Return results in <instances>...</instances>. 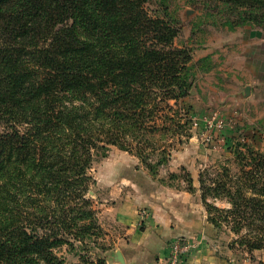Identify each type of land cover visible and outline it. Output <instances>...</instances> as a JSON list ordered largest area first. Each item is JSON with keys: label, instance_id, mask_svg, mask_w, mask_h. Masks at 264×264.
Here are the masks:
<instances>
[{"label": "trees", "instance_id": "1", "mask_svg": "<svg viewBox=\"0 0 264 264\" xmlns=\"http://www.w3.org/2000/svg\"><path fill=\"white\" fill-rule=\"evenodd\" d=\"M150 3L0 0V264H109L90 195L94 163L117 147L157 176L193 136V114L180 104L206 59L176 44L182 22L165 1L155 13ZM192 4L229 29L264 28V0ZM231 153L200 172L198 190L208 222L256 259L264 250V152L243 137Z\"/></svg>", "mask_w": 264, "mask_h": 264}, {"label": "rangeland", "instance_id": "2", "mask_svg": "<svg viewBox=\"0 0 264 264\" xmlns=\"http://www.w3.org/2000/svg\"><path fill=\"white\" fill-rule=\"evenodd\" d=\"M154 1L150 3L152 13L160 7L159 1H165L169 10L180 17L182 29L176 44L188 46L195 60L206 59L190 95L180 104L193 114V136L173 149L157 176L151 175L135 155L117 147L94 163V189L90 195L95 207L102 211L103 237L108 247L100 252L109 264H162L170 256L173 243L185 239L196 242L194 251L204 243L218 261L258 264L259 260L264 261V250L256 251V259H252L243 253V248L231 247L235 235L225 227L218 231L208 222L198 188L200 172L215 171L221 163L233 160L231 147L243 137L264 152V96L246 94L244 72L238 61L245 40L249 58L264 67V28L261 32L250 27L229 29L215 23L208 11L201 4L193 5L192 0ZM220 119L225 121L222 131L209 128L208 121L216 123ZM183 168L191 173L196 191H191L183 180ZM173 172L179 173L178 179L171 177ZM216 203L228 206L225 200ZM158 219H165L166 226L160 228ZM170 221L175 224L174 229ZM145 231L151 233V238L156 237L151 239L153 250L137 247L135 236ZM119 251L123 252L125 262L119 258ZM60 254L68 262L77 260L65 249Z\"/></svg>", "mask_w": 264, "mask_h": 264}, {"label": "crops", "instance_id": "3", "mask_svg": "<svg viewBox=\"0 0 264 264\" xmlns=\"http://www.w3.org/2000/svg\"><path fill=\"white\" fill-rule=\"evenodd\" d=\"M257 31V30H256ZM261 29H258L257 32H261ZM247 41V40H246ZM247 42L245 43V40L243 42V44L241 43V50L239 52V67L240 70L242 72H244L242 75L245 78L246 84L244 86H251V94L254 96H258V97H263L264 96V67L259 66V65H255L252 60L249 58L250 56V49H248L247 47ZM246 47L245 50H243V48ZM263 47V46H262ZM245 74V75H244ZM256 89V91H255ZM252 96V97H253ZM207 213V211H206ZM101 215H102V211L99 209V218H100V222L102 224L101 221ZM169 218H171V216H168ZM207 218H208V213H207ZM158 222L160 223V228L163 226H166L165 224L167 223V221L164 219V221H162L161 219H158ZM171 229H174L175 224L173 222H169ZM103 225V224H102ZM104 227V225H103ZM105 228V227H104ZM209 228V227H208ZM172 232V231H171ZM211 235V233H209ZM212 236V235H211ZM151 233L148 232H140V234L135 236V241L137 242L138 246L133 244V246H137L138 248L142 247V248H149V250H153V243L152 240H156L155 238H151ZM205 244L202 243V246H200V248L196 251H194L192 253L191 256L187 257L186 260L184 259L182 261L181 264H227V262H225L224 260H220L218 261L217 258L212 255L209 250L204 246ZM119 253L122 254L124 260V254L123 252ZM120 258V257H119ZM125 262V261H124Z\"/></svg>", "mask_w": 264, "mask_h": 264}, {"label": "built area", "instance_id": "4", "mask_svg": "<svg viewBox=\"0 0 264 264\" xmlns=\"http://www.w3.org/2000/svg\"><path fill=\"white\" fill-rule=\"evenodd\" d=\"M208 126L209 128H214L218 131H222L225 126V121L224 119H220L216 123H214L213 120H210L208 121ZM219 141L223 142L224 139H220ZM196 247L197 244L195 241L180 239L179 241L173 243L170 256L166 258L162 264H179L185 257L193 253Z\"/></svg>", "mask_w": 264, "mask_h": 264}, {"label": "water", "instance_id": "5", "mask_svg": "<svg viewBox=\"0 0 264 264\" xmlns=\"http://www.w3.org/2000/svg\"><path fill=\"white\" fill-rule=\"evenodd\" d=\"M245 92H246V94H250V92H251V87H250V86H246V87H245ZM119 257H120V259H121L123 262L125 261L121 253H119Z\"/></svg>", "mask_w": 264, "mask_h": 264}]
</instances>
